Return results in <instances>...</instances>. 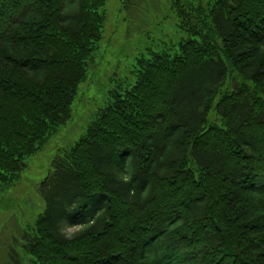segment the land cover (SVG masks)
Wrapping results in <instances>:
<instances>
[{"label":"trees","instance_id":"16d2710c","mask_svg":"<svg viewBox=\"0 0 264 264\" xmlns=\"http://www.w3.org/2000/svg\"><path fill=\"white\" fill-rule=\"evenodd\" d=\"M106 3L0 0L1 189L69 120ZM172 10L177 52L138 58L52 159L6 264H264V0Z\"/></svg>","mask_w":264,"mask_h":264},{"label":"rangeland","instance_id":"374dc122","mask_svg":"<svg viewBox=\"0 0 264 264\" xmlns=\"http://www.w3.org/2000/svg\"><path fill=\"white\" fill-rule=\"evenodd\" d=\"M173 1L107 0L102 39L93 52L85 81L77 88L69 120L54 128L47 142L25 157L26 167L13 186L0 188V264L7 263V251L11 243L14 245L12 238L20 233L18 226L32 224L44 209L38 185L48 175L51 160L84 135L96 111L104 107L110 90L132 83L138 58L167 49L170 54L177 52L185 35L176 27ZM78 229L72 227L66 233ZM15 249L23 264H31V257L20 245Z\"/></svg>","mask_w":264,"mask_h":264},{"label":"clouds","instance_id":"9594fccd","mask_svg":"<svg viewBox=\"0 0 264 264\" xmlns=\"http://www.w3.org/2000/svg\"><path fill=\"white\" fill-rule=\"evenodd\" d=\"M129 178L127 176L124 177V180L127 181Z\"/></svg>","mask_w":264,"mask_h":264}]
</instances>
